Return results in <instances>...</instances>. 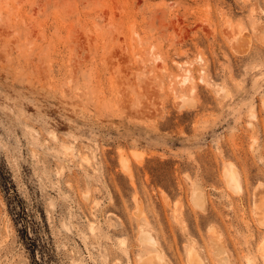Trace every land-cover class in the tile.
<instances>
[{
	"label": "rangeland",
	"instance_id": "374dc122",
	"mask_svg": "<svg viewBox=\"0 0 264 264\" xmlns=\"http://www.w3.org/2000/svg\"><path fill=\"white\" fill-rule=\"evenodd\" d=\"M260 209L264 0H0V264H264Z\"/></svg>",
	"mask_w": 264,
	"mask_h": 264
},
{
	"label": "bare ground",
	"instance_id": "6f19581e",
	"mask_svg": "<svg viewBox=\"0 0 264 264\" xmlns=\"http://www.w3.org/2000/svg\"><path fill=\"white\" fill-rule=\"evenodd\" d=\"M181 76V79H180V81L181 82H183V83H185V82H187V81H190L191 79H192V73H191V69L190 68H185L184 69V73L182 74V75H180ZM179 76V77H180ZM233 169V168H232ZM237 168H235V170H236ZM231 171H229V173H230ZM235 172V171H234ZM239 172V171H238ZM231 175H232V173H231ZM230 175V176H231ZM232 176H235V175H232ZM240 177V176H239ZM232 178V177H231ZM236 178V177H235ZM238 178V177H237ZM234 179V178H233ZM240 179V178H239ZM235 180V179H234ZM240 181V180H239ZM229 182H230V180H229ZM237 182V180L235 181V183ZM231 183H233L232 182V179H231ZM234 183V184H235ZM239 184H240V182H239ZM237 185V184H236ZM238 186V185H237ZM240 186V185H239ZM260 210H263V209H260ZM264 211V210H263ZM260 215V214H259ZM262 215H260L259 217H261ZM263 217V216H262ZM145 230V229H144ZM143 230V231H144ZM143 237L145 238V239H149L151 236H150V234L148 233V232H143ZM262 248H263V251H264V243H263V245H262ZM194 250V249H193ZM192 250V252H194ZM191 252V251H190ZM192 252L191 253H189V254H191L190 255V260H189V262H190V264H205V261H203L202 260V258L200 257V255L199 256H197V255H195L194 253L192 254ZM195 252H196V250H195ZM197 253V252H196ZM264 257V256H263ZM204 259V258H203Z\"/></svg>",
	"mask_w": 264,
	"mask_h": 264
},
{
	"label": "trees",
	"instance_id": "16d2710c",
	"mask_svg": "<svg viewBox=\"0 0 264 264\" xmlns=\"http://www.w3.org/2000/svg\"><path fill=\"white\" fill-rule=\"evenodd\" d=\"M26 228H27V225H26ZM26 238L30 239L31 241H34L35 242V239L34 237L28 232V230L26 229ZM34 245L36 246L37 244L34 243Z\"/></svg>",
	"mask_w": 264,
	"mask_h": 264
}]
</instances>
